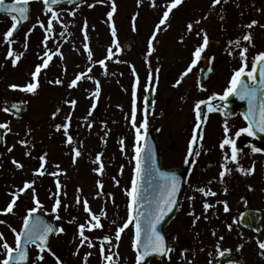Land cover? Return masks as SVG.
<instances>
[{
  "label": "rangeland",
  "instance_id": "obj_1",
  "mask_svg": "<svg viewBox=\"0 0 264 264\" xmlns=\"http://www.w3.org/2000/svg\"><path fill=\"white\" fill-rule=\"evenodd\" d=\"M91 1L107 3V0ZM126 4L133 5L134 2L133 0L132 2L123 0L121 6ZM34 5L35 12L31 15L32 23L25 28L26 31L18 39H11L13 43L9 45L7 41L0 38V104L3 102H24L28 106V111L21 119L9 116L1 110L0 106V124L7 123L9 126L8 129H5V145L1 158L0 192L3 194L0 195V213H5L3 210L11 202L12 194L18 193L24 187L25 182L35 181L31 189L19 193L18 204L14 206L13 211L8 213L4 220L0 219V233L3 234L10 246L15 247V236L12 229L20 231L23 227V218L27 215L28 210L37 207L32 194L34 189L35 199L39 200L42 205L37 211L43 213L57 229L62 227L64 232H58V235L53 237L49 246L50 251L37 254L39 251L32 248L31 264H57V257L62 264H80L83 260H85V264H135L131 225L121 233L119 241L115 240L117 227L121 226L128 217L129 197L126 190L131 188L135 168L134 156L136 155L134 148L137 143L136 134L130 132L131 130L136 132L132 127L131 119L133 110L131 80L124 81L123 79L124 74L127 73L129 76L128 67L136 57L124 55L122 47L129 29L125 17L133 10L131 9L133 7H123L116 14V22L120 23V30L116 37L117 43L115 41L113 45L107 37L109 25L107 15L100 16L85 12L84 6H81L75 11H70L69 14H64L58 21L54 20L52 32L47 36V40L46 37L42 39L44 45L46 40V45L43 46L44 50L50 53L53 59L47 68H41V72L34 81L32 73L38 63L35 61L33 48L28 47L26 50L27 46L25 47L24 43L23 45L19 43L21 40H28L35 24L45 23L44 25L47 27L51 17L42 16L39 4ZM103 6L105 5L99 7ZM85 31L87 40H85ZM61 33L64 34L61 35ZM124 36L125 38H123ZM145 40H137L138 48L144 45ZM52 44H54L53 48ZM85 44L92 52L91 59H89ZM9 47L14 53H22L21 59L15 67L12 63L14 57L7 58ZM116 48L120 58L118 79L120 75L123 79L118 86L119 96L117 97L119 91L114 95L109 93L103 98L99 91V95L95 96L93 94L97 88L85 80L87 83L85 92L82 94L81 100L79 97L75 98L76 104L73 106L70 103L72 101L71 94L66 89L71 78L69 71H74L75 75L84 70L85 74L87 72L89 74L99 73L101 70L99 61L105 56V51L108 49L115 51ZM57 51L62 54V58L61 55L55 54ZM104 62L107 64L109 61L107 62L105 58ZM54 66L61 67V70L57 68L60 72L58 79L55 78L56 76L51 78V68ZM56 80H60L61 83H55ZM106 80L109 85V80ZM28 83L38 84L36 96H30L28 92L20 90ZM13 84L20 87L12 89L10 85ZM87 94L88 97H86ZM170 94L172 93L164 91L162 96L167 97ZM96 105L101 106L99 114L94 118L89 113ZM181 106L182 102H178L174 107ZM186 106L191 114V104L188 103ZM135 119L137 123V114ZM65 123L69 124L68 135L73 138L72 144L66 143L67 137L63 127L57 130V125ZM193 125V119H191L192 134L194 132ZM170 129L173 130V135L170 134V136L177 144L180 141L183 142V138L188 134L187 132L182 133L180 126L175 122H171ZM120 141H123V144ZM73 148L80 150L81 153L78 160L76 157L75 163H73ZM45 154L44 175H36V170L41 165L39 158ZM98 154H102L100 156V163L103 164L102 174L94 171L100 166L95 162ZM13 160L23 167L17 168ZM57 165L59 168L56 167ZM50 173H59V175H50ZM217 174L218 172H208L202 176L204 178L209 175L215 177ZM97 179L107 194V196H103L101 191L100 201H96L93 197L99 193L98 190L95 193V188H92L94 183L98 185ZM81 180L85 186L88 185V189L83 188ZM57 181L62 188L60 190H63L62 193L57 190ZM230 184L232 183L229 180L220 181L217 188L213 189L216 195L212 198L211 195L205 196L201 193L202 198L196 201L199 207V221L191 217L188 208H186V203L189 204L192 200L184 201V207L179 210L176 218L167 228L169 238H171V251L167 260L151 261L150 264H207L205 261L214 259L220 249L225 250L227 246L223 244H220L219 250L216 249L214 246L216 243H210V238H213L216 218H219L220 223L224 226V222L229 219L236 220L243 208L239 193L236 194L237 191ZM11 185L15 186L11 187ZM77 190H79V195ZM78 197L80 203L82 200L83 202L87 200L88 205L91 204L89 208L92 213L100 216L102 228H93L91 231L85 229V235L90 238L93 247H88L87 242L83 246L80 244L78 225L85 224L91 218L87 212L81 209L80 203H75ZM57 198L60 199L61 204L57 212L53 213L52 208ZM205 201L213 205L207 212L203 207ZM221 201L228 203V212L224 211ZM56 215L60 216L59 220L55 218ZM188 222L190 224L187 225ZM215 231L217 230L215 229ZM104 236L110 237L112 243L103 242ZM185 237L190 241L188 246L183 242ZM102 243L104 250L108 251L106 255H113L112 262L104 258L100 259L99 252H101L100 245ZM97 248L100 249L96 250ZM109 249H111L110 252ZM89 253L91 255L83 256ZM37 255H42L43 259L37 260ZM92 257H96V259H91ZM4 258L5 250L0 247V260Z\"/></svg>",
  "mask_w": 264,
  "mask_h": 264
},
{
  "label": "flooded vegetation",
  "instance_id": "obj_2",
  "mask_svg": "<svg viewBox=\"0 0 264 264\" xmlns=\"http://www.w3.org/2000/svg\"><path fill=\"white\" fill-rule=\"evenodd\" d=\"M89 1L91 0H68V4L53 5L49 0L47 7H51L56 11L59 19L64 14H69L70 11H75L81 6H84L85 12L104 15H107L112 9L113 0H107V3ZM128 1L132 2V0ZM14 2L15 0H5V6ZM114 2L116 11L113 13L107 28V37H109L111 45L114 44L112 27L114 26L116 29V37H118L117 33L120 30V23L116 22V14L123 7H133L131 8L133 10L125 17L129 25L126 39H135L136 41L146 39L141 48H138L139 43L137 42L135 49L131 54H128L136 57L130 63V80L132 94L135 88L137 121L140 125L147 117V130L151 128L156 131L163 169L167 173L174 171V169L178 171L177 178L180 182L178 191L182 194L179 210L184 207V201L192 200L191 203H186V208L189 210V215L197 221L199 207L196 201L203 196L197 189L204 188L205 191L211 190L214 192L213 189L217 188L221 181L220 172L224 170L221 166L224 165L232 171L230 173L226 172L223 181H231L232 184L230 185L237 191L236 194L239 193L240 201L243 202L240 214L250 211L259 213V232L253 229L250 230L240 224V214L236 220L232 218L224 222V226L220 223L219 218H216L213 238H210V243L215 242L214 246L218 250L220 244L227 246V248L225 250L220 249L214 259L205 262L207 264H264V250L258 244V241L264 242V151H252V147L264 149V132L256 127V123L259 121V105L264 103V96L260 94L255 100L253 104L254 115L249 116V119H245V116L249 113L247 99L241 100L235 94L223 101L218 98L228 88L234 72L242 66V63L246 62L248 65L246 71H250L254 57L260 52H264V0H221V3L215 7H213V0H182L179 5L170 11L168 20L164 25H161V30L156 32V38L152 42L154 50L150 55L148 54L149 40L152 38L156 25L161 20L164 11L167 10V5L172 0H133V5L126 4L123 6H121L123 0H114ZM36 3L39 4L42 16H51V12L47 11L43 0H29L31 15L35 12L34 4ZM101 5L105 6L100 8ZM3 7L0 6V38L5 40V33L12 25V15L11 12H5ZM45 20L47 21L46 18ZM196 21H199V23H196ZM253 21H256V23L249 28L248 25L252 24ZM30 23H32V19ZM190 23L192 24L191 31L188 30ZM40 25L35 24L28 40H21L19 43L20 45L24 43L27 46L26 50H28V47L33 48L34 58L38 65L42 64L44 59H47L42 39L46 37V34L47 36L50 34L47 32L45 25L44 27ZM25 31L24 29L22 33L16 36L13 35L10 39H18ZM205 34L208 38L207 45H204ZM249 34L252 37L250 42L243 39L245 35ZM236 42H239V47H237ZM51 47L53 48L54 44ZM198 47H203L199 59L192 71L184 76L183 80L177 85L176 82L180 79L182 73L191 65L193 59H196L194 53ZM243 48L248 49L245 53L246 61H242L240 56ZM108 51L109 49L105 51V56L101 59L106 58L109 62L99 65L101 70L97 73V78L92 77L90 74L86 75L84 70L78 73L84 75L77 81L76 85L67 87L72 101L76 97L81 100L86 89L87 83L85 80L94 85L98 84L102 98L109 93L114 95L119 91L118 86L123 81L121 75L119 76L120 81L118 79L120 64L115 61L119 59V53L117 50L113 51L112 49V56L109 58ZM49 55L51 54L49 53ZM51 60H49L48 65H50ZM57 68L61 70V67L54 66L51 71H59ZM78 74L75 75L74 71H69L71 77L69 85ZM52 77L53 74H51ZM256 77L258 81L259 73H256ZM106 79L109 80V85H107ZM244 80L251 86L252 82L247 77H244ZM116 88L117 90H115ZM149 91L153 99V112L150 117L147 116L145 110V98ZM164 91L172 94L167 97L162 96ZM119 94L120 91L117 93V97ZM214 96L217 98L211 99ZM86 97H88V94ZM199 101H205L206 103L201 104L197 132L198 121L195 105ZM178 102H182V106L175 108L174 106ZM188 103L191 104V114H189L188 106H186ZM209 104L217 110L209 111ZM100 106L96 105L94 108L100 110ZM90 112H92V109ZM91 116L96 117L93 113H91ZM191 119H193V129L198 137L196 143L193 144V148L194 145H198L193 150V154L189 155V142L193 135L190 129ZM171 122L178 123L182 133H188L183 138V142L180 141L177 144L170 136L173 132L170 129ZM250 122L253 123V135L249 136L246 132H242L237 137L235 134L240 129L247 128ZM225 123L229 128L228 137L235 141V146L238 149V163L230 159L231 145H225L223 149L220 147L222 140L225 138ZM195 153H199V155ZM225 156L229 157L227 161L224 159ZM238 167L245 170H254L250 174L242 173L237 170ZM208 172H218V174L215 177L209 175L204 178L202 175ZM82 184L83 188L88 189V185L85 186L84 182ZM92 188H95V193L96 190L99 192L93 195L96 201H100L102 195L107 196L106 191L95 183ZM101 191L102 195H100ZM77 194L79 195L78 190ZM193 200L195 201L194 204ZM76 201L75 203L78 204ZM80 205L81 209L84 210L83 200ZM229 225H231V228H229ZM224 251L232 254L236 259L231 260L230 263H220V254ZM83 256L87 257L88 255ZM91 259H96V257ZM80 264H85V260L81 261Z\"/></svg>",
  "mask_w": 264,
  "mask_h": 264
},
{
  "label": "snow or ice",
  "instance_id": "obj_3",
  "mask_svg": "<svg viewBox=\"0 0 264 264\" xmlns=\"http://www.w3.org/2000/svg\"><path fill=\"white\" fill-rule=\"evenodd\" d=\"M47 11L51 12V17L48 20L47 25V32H52L53 29V21H58L59 15L56 11H54L51 7H47L49 4V0H43ZM51 4L56 5L61 2V0H50ZM182 2V0H172L171 3L167 5V10L164 11L163 16L159 23L156 25V29L153 33L152 38L149 40L148 43V54L150 55L153 49V40L156 38V32H159L161 30V25H164L165 22L169 18L170 11L175 8L177 5H179ZM29 3V0H15L14 3L8 4L5 6V0H0V6H4L3 10L5 12H11L14 13L11 16L12 19V25L11 28L5 33L4 39L8 42L9 45L13 43V41L10 39L13 36L14 31L17 29V26L20 21L27 20L29 17L27 15L29 9L25 6ZM221 3V0H213V7H215L217 4ZM153 6H155L153 4ZM116 11V5L113 0L112 3V9L108 12V19L111 20L113 13ZM18 14V15H16ZM74 15V13H73ZM196 23H199V21H196ZM256 21H253L252 24H249L248 27L251 28ZM41 27H44V25L41 23ZM192 24L190 23L188 25V30L191 31ZM64 33H61L63 35ZM112 36L114 38L116 37V29L113 26L112 27ZM244 40L251 41L252 37L251 35H245L243 37ZM46 40H47V34H46ZM45 40V45H46ZM85 40H87V34L85 31ZM237 43V47H239V42ZM208 44V38L205 34L204 36V45ZM26 47V45H25ZM118 47V45H117ZM85 49L88 50L87 44H85ZM203 51V47H198L196 49V52L194 53V56L196 59H193L191 65L182 73L179 80H177V85L183 80L184 76H187L188 73L192 71V68L195 66L197 60L200 57V53ZM248 51L247 48H243L240 56L242 61H246L245 53ZM56 55H61L58 51L55 53ZM89 59L92 57V52L88 50ZM22 53L17 54L14 53L12 48L9 47L7 58H13L12 63L15 67L17 62L21 59ZM108 56L111 58L112 56V50L109 49ZM45 57L47 59H44L42 65H37L35 71L32 73V78L35 81L39 73L41 72L42 67H47L49 60H51V55H49L48 52H45ZM101 65H104V60L99 61ZM259 66V82H257L256 73ZM248 65L247 63H242V66L236 70L230 80L228 88L224 91L223 95L218 97L220 100H226L229 96L235 94L239 97V99L244 100L247 99L249 102V113L247 116H245V119H249V116L254 115L253 110V104L255 100L258 98V96L262 93H264V52H260L257 56L254 57L253 63L251 65V70L246 71ZM91 71V69H89ZM158 71V70H157ZM82 74H78L74 80L71 81L69 87H73L76 85L77 81H79L82 77ZM244 77H247L248 80H250L251 86L244 80ZM55 83L59 84L61 83L60 80H56ZM12 89H17L18 85H10ZM38 87L37 83H28L27 85L20 88L21 91L33 93L35 94L36 89ZM99 86H97L96 92L93 94L95 96L99 95ZM217 97H212L211 99H216ZM66 103H68L66 101ZM73 106L76 104V101L73 100L70 102ZM205 101H199L195 105V111L197 114V127H199L200 122V109L201 104H205ZM15 107V106H13ZM218 107V106H217ZM208 110L213 111L217 110L214 108L211 104L208 105ZM5 112L8 111L7 108L4 109ZM59 111V109H58ZM55 115V114H54ZM91 115V112L89 113ZM136 108H135V88L133 90V110H132V127L136 130V146L134 148V151L136 155L134 156V159L136 161L135 168H134V175L132 177L131 181V188L126 190V194L129 197V204H128V217L127 220L121 225L117 227L116 233H115V240L119 241L121 239V233L125 231L129 227V225H132L134 229V239H133V248L134 249H141L142 251L137 252L136 256V264H142V261L145 260L146 257L151 256L153 253L159 254L161 256L165 255L167 252L171 251V249L166 248L164 244V237L160 234L158 231V225L162 222L164 217L173 210V208L176 206V194L179 190V179L176 176H167L164 173H160L158 169L155 168V161L151 156V153H148L146 156H142V154L145 152L144 147L140 145V142L144 140L147 136V127H148V121L147 117H145L144 121L140 124L139 127H137L136 124ZM66 119H69L66 117ZM57 130H59L61 127H63L64 134L67 137L66 143L72 144L73 138L71 135H68V128L69 124L65 123L63 125H57ZM256 127L259 128L261 132H264V103H261L259 105V121L256 123ZM9 126L7 123L0 124V129H8ZM253 123L250 122L247 128L240 129L235 135L238 137L242 132H246L249 136L253 135ZM141 129L144 130L143 134H141ZM224 132H225V138L222 140L220 147L221 149L224 148L225 145H231V157L230 159L233 162L238 163V149L235 146V141L233 139H230L228 137L229 128L227 123L224 125ZM202 139V136L200 137ZM198 137L196 132L194 131L192 138L189 142V155L193 154V144L196 143ZM121 144H123V141H120ZM11 151V149H9ZM253 152H261L264 151V149L252 147ZM74 156H73V163L76 162V157L80 156L81 153L78 149L73 148ZM196 155H199V153H195ZM102 154H98L96 157L97 163L100 164L99 168L94 169V171L101 173L103 172V164L100 163V156ZM46 154L42 155L39 159L41 160L40 168L36 170V175H44L45 168L44 165L46 163ZM224 159L227 161L229 159L228 156H225ZM151 160L152 161V168L146 169L144 167V161ZM187 162V161H186ZM13 163L16 165L17 168L23 167L21 164H19L17 161L13 160ZM59 168V165L56 166ZM224 170L220 172V178L221 182H223V178L227 173H230L232 169L226 168L224 165L221 166ZM239 171L242 173L246 172L250 174L254 169H243L239 168ZM148 172L150 175L155 173L156 175L153 178H158L162 181V183L159 185V192L160 195L158 198L153 201L152 199H147V202L145 201V196L142 193L140 182L143 179V176L145 172ZM50 175H59V173H50ZM35 183V181L32 182H25L24 187L19 190L18 193L12 194V200L7 205V207L3 210L5 213H11L13 211L14 206L17 203L18 195L19 193L24 192L26 189H31L32 185ZM98 187L102 188L103 185L99 183L98 181ZM60 184L59 181H57V190L59 191ZM79 191V190H78ZM197 191L201 192L203 195L208 196L212 195L215 196L216 193L212 192L211 190L205 191L204 188H199ZM225 191H227L225 189ZM33 199L34 203L37 205V207H33L28 210L27 215L23 218V227L22 230L16 231V229H12V231L15 233V247H12L9 245V243L5 240L2 233H0V241H3V243H0V247H2L5 250V258L3 260H0V264H13V261L15 260V264H23L24 261H27L29 259V253L27 249L24 247V245L31 243L35 245L40 253H43L46 249L50 251V248H48V237L50 234L59 232H64V229L61 227L59 229H55L51 224L44 223L43 221L36 220L35 222L32 220L33 214L37 212L39 207H42L39 200L35 199V190L33 189ZM78 204L80 203L79 197L76 201ZM84 210L87 212L90 216V220L87 221L85 224L78 225V235L80 237V244L81 246L84 245L85 242H87L88 247H93L92 241L88 236L85 235V229L87 228L88 231H91L93 228H102V224L100 223V216L92 213L91 209L89 208L88 201L85 200L84 202ZM220 203H223L224 205V211H229V206L226 201H221ZM61 201L59 198L55 200V203L52 208V212L56 213L58 208L60 207ZM213 205L209 204L207 201H205L203 207L205 212L212 207ZM147 209V210H145ZM103 214V212H102ZM192 214V213H190ZM144 218L143 220L141 218ZM57 220L60 219L59 215H56L55 217ZM196 219H199V217H196ZM94 221V223H93ZM71 222V221H70ZM195 223V221H194ZM229 228H231V225H229ZM221 239H223L221 237ZM103 242H106L108 244H111V239L108 236L103 237ZM259 247L264 250V242L258 241ZM78 251V250H77ZM111 249H109V252ZM105 250L103 247V244L101 245V255L103 258L109 262L113 261V255H105ZM223 254V253H222ZM52 255L55 256L54 253ZM87 255H91L90 253ZM37 260H42V255H37ZM57 264H62V262L59 261V258L57 257Z\"/></svg>",
  "mask_w": 264,
  "mask_h": 264
},
{
  "label": "water",
  "instance_id": "obj_4",
  "mask_svg": "<svg viewBox=\"0 0 264 264\" xmlns=\"http://www.w3.org/2000/svg\"><path fill=\"white\" fill-rule=\"evenodd\" d=\"M65 1H61V3H64ZM29 11L27 13L28 17H30V12H31V8L27 5H25ZM11 15H13L14 13H10ZM18 15V14H16ZM29 18L27 20H23L20 21L16 31L14 32V34H18V32L22 31V29L28 24L29 22ZM135 45V42L133 40H128L125 42L124 47H125V51L126 52H130L133 47ZM259 66H258V70L257 73H259ZM259 82V80L257 81ZM32 95H35L33 93H31ZM262 95L264 96V93H262ZM2 109L7 108L8 109V113L13 114L14 116L21 118V116L26 112L27 110V106L23 103L21 104H16V103H3L1 104ZM15 106V107H13ZM152 99L150 98V96L147 97V104H146V110L148 112V116H150L152 110ZM94 115L97 114V110L94 111L93 113ZM4 133V129H0V156H1V152H2V147L4 145V138H2ZM143 145L142 147H144L145 152L142 154V156H146L148 153H151L152 158L155 161V168L158 170H162V163H161V152H159V144L156 141V137H155V132L150 130L149 132H147V136L143 141ZM144 167L146 169H151L152 168V161L151 160H146L144 161ZM170 176H178L177 175V171H170ZM168 173V174H169ZM156 174H149L147 171L145 172L143 179L140 182V187L142 190L143 195L145 196V201L144 203L147 202V199H152L153 201H155L156 198L159 197L160 192H159V185L162 183V181L158 180V178H153ZM169 176V175H168ZM182 193V192H181ZM181 195L179 193V191L176 194V206L173 208V210L171 212H169L164 219L162 220V222L158 225V231L160 232V234L164 237V244L166 248H169V243H170V238L168 236V233L166 231V226L176 217V213L179 209V203L181 200ZM147 210V209H145ZM1 218L4 219L5 215H0ZM142 220L144 219L143 217L141 218ZM258 219H259V213L255 212V211H250V212H244L240 215V219L239 222L240 224H242L244 227L248 228V229H253L256 232H259V223H258ZM32 220L35 222L36 220H40L43 221L44 223H48L50 224L48 221H46L44 219L43 216L39 215V214H33ZM53 226V225H52ZM57 232L52 233L49 235L48 237V246L50 245V240L52 238L53 235H55ZM33 245L31 243H28L26 245H24V247L27 249L28 253H29V248L30 246ZM170 249V248H169ZM137 252L138 251H142L141 249H136ZM169 254V252H167L165 255L161 256L159 254L153 253L151 256L146 257L144 261H142V264H149L151 262V259H164L165 257H167V255ZM220 263H230L231 260H235V257L230 255L229 253L224 252L223 254L220 255ZM31 261V254L29 253V259L27 261H24L23 264H30ZM13 264H15V260L13 261Z\"/></svg>",
  "mask_w": 264,
  "mask_h": 264
}]
</instances>
